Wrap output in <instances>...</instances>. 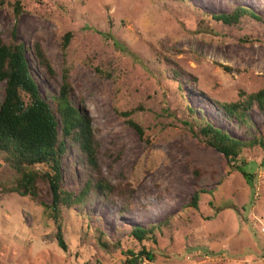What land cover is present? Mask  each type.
I'll use <instances>...</instances> for the list:
<instances>
[{
	"label": "rangeland",
	"instance_id": "obj_1",
	"mask_svg": "<svg viewBox=\"0 0 264 264\" xmlns=\"http://www.w3.org/2000/svg\"><path fill=\"white\" fill-rule=\"evenodd\" d=\"M19 1L17 13L15 0L0 6V39L14 34L28 47L39 40L56 73L51 79L32 69L44 98L68 69L71 101L91 118L102 174L120 192L108 199L92 192L63 209L64 251L38 200L1 189L11 174L0 166V264H122L127 249L138 254L141 246L151 259L138 264H264V111L253 105L239 122L221 108L264 86V0ZM239 7L260 19H212ZM27 57L34 64L30 50ZM3 90L0 82V102ZM127 119L142 126V136ZM194 120L263 142L230 162ZM236 164L252 175L250 184ZM61 168L70 192L92 176L75 147ZM38 187L49 203L47 186ZM152 225V238H132L131 228ZM95 227L114 245L109 250L96 243Z\"/></svg>",
	"mask_w": 264,
	"mask_h": 264
},
{
	"label": "trees",
	"instance_id": "obj_2",
	"mask_svg": "<svg viewBox=\"0 0 264 264\" xmlns=\"http://www.w3.org/2000/svg\"><path fill=\"white\" fill-rule=\"evenodd\" d=\"M4 2L5 0H0V6L4 5ZM20 9H22L20 1L15 0L13 10L17 13ZM244 14L260 19L254 12L243 7L235 8L230 13L212 15V19L231 25ZM12 37L14 38V34ZM13 38L8 42L0 39V82L3 83L4 89L0 102V158L2 159L0 166H4L11 174V177L1 184V189L7 194L15 193L38 200L39 205L45 210V215L54 224L58 246L66 251L67 246L62 233L63 209L81 204L92 192L108 199L113 194L119 193L120 188L111 184L102 174L99 163L100 143L94 134L87 111L74 106L71 101L73 88L68 69H62L57 92L49 99L44 98L32 75V69L43 68L46 77L52 79L56 73L49 58L38 39L28 47L24 42ZM69 40L70 34L67 33L61 44L63 50ZM27 50L31 51L34 64L28 60ZM224 69L229 70L228 67ZM177 73V70L173 71V74ZM253 105L264 111V86L236 102L222 103L221 108L239 122H244L248 109ZM133 111L134 109L123 111L120 114L128 117ZM128 122L140 136L143 135L142 126L133 120ZM186 125L190 130H194V126H197L204 141L216 148L230 162L238 160L245 146L263 142L256 137L251 141L241 140L208 122L194 120V126L190 123ZM68 147H75L79 158L92 174L86 180L84 187L76 193L63 189L61 159ZM233 166L244 173L250 184L252 175L243 171L244 166L238 164ZM39 183L47 186L49 203L41 199ZM198 194V191H195L192 195L193 207H197ZM88 226L86 225V231H90ZM155 228V225L147 228L135 226L131 228L130 234L132 238L142 243L153 237ZM94 234L96 243L104 250L114 246L105 239L99 227H95ZM117 244L119 245V242ZM124 254L126 258L122 264H138L141 257L151 259L149 250L144 246H141L138 254L130 249Z\"/></svg>",
	"mask_w": 264,
	"mask_h": 264
}]
</instances>
